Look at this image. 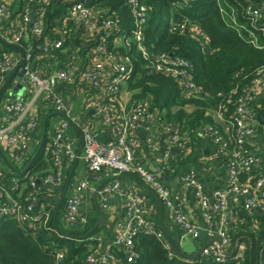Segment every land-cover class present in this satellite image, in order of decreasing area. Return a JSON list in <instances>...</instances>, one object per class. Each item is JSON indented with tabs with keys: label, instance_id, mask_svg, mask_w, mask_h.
I'll return each instance as SVG.
<instances>
[{
	"label": "built area",
	"instance_id": "obj_1",
	"mask_svg": "<svg viewBox=\"0 0 264 264\" xmlns=\"http://www.w3.org/2000/svg\"><path fill=\"white\" fill-rule=\"evenodd\" d=\"M50 1L29 0V3H37L38 11L34 13L33 7L26 3L19 20L12 21L11 0H0V39L16 48L0 54V85L8 77H13L7 98L0 109V146L12 160L22 163L27 152L32 153L35 145L40 142L36 135H40L42 124L41 102H48L58 115L54 118L56 121L53 136L47 146V153L55 166L53 173L40 180L32 179V192L24 198L25 202L11 195L5 202H1L0 219L14 217L26 229H34L38 223H47L51 216L50 210L44 206L38 207L41 188L53 191L64 184L66 168L78 157V144L73 132L76 130L83 142L80 157L87 175H95L104 169L116 175L137 174L157 193L169 217L182 234L181 237L187 235L192 240H197L204 236L208 242L203 245L202 255L211 256L222 263L232 258L237 260V264H242L245 245L237 244L236 253H232L230 228L242 221L240 208L249 211L264 208V176L254 181L240 179L241 174H250L253 166L261 160L260 156L246 150L245 143L258 134L260 119L254 107L256 101L264 97V70L245 86L243 94L234 103L231 114L226 116L221 107L212 112L221 123L227 139L223 140L212 127L204 132L207 137H214V148L217 152L222 157H228L226 184L207 188L200 172L195 168L181 175L184 189L192 192L194 204L200 212L201 221H196L186 208L184 194L173 191L164 180V172L168 169L167 162L174 149L184 147L179 125L168 123L159 130L164 136V148L158 169L151 170L136 158L142 144L139 130L145 131V141L152 143L153 130L158 129L160 117L158 111L153 113L147 103L131 102V98L125 101L122 96L123 85L132 74L133 66L128 55L115 54L106 44L107 37L116 32L113 31L115 23L105 16L103 8L93 4L94 0L89 5L88 0H66L71 2L66 8L67 18L81 29V38L88 43L96 38L97 44L91 48L92 53L83 68L77 63L68 69L54 68V51L64 45V40L47 39L38 47L37 42L30 43L31 35L35 40L43 36V19ZM179 1L181 4H188L192 0ZM243 3L246 5L243 14L239 15L234 6L230 7V11L222 7L223 17H227L228 24L240 36L253 45L264 48V44L260 42V36L264 37V3L254 0H243ZM127 4L134 19L132 37L148 60L150 70L176 79L185 97H196L198 87L192 78L187 60L169 53L150 58L144 48V28L149 18L148 6L143 0H127ZM171 30L190 31L202 36L205 42L208 41L200 27L187 21L172 22ZM113 39L115 43L124 42L125 45H130L120 35ZM44 58L49 60L46 62ZM21 70L24 71L22 88L14 93L16 98L12 101L10 97L20 82L18 73ZM89 90L94 93L90 94ZM127 90L129 91L128 88ZM80 94L82 101L78 104L81 111L75 112L74 102H70V99L73 95L77 98ZM66 101L69 107L66 106ZM99 120L110 129L105 140L98 133ZM228 139L235 144L231 151L227 149ZM3 173L0 167V177ZM12 189H18L17 182L12 183ZM95 190L88 176L69 190L67 198L65 197L64 213L67 224L75 225L86 221L83 206L88 193ZM5 193L7 195L9 192L5 190ZM98 194L101 197L117 195L125 198L124 211L121 216L108 223L109 237H88L93 241L85 258L88 264H128L136 261L139 253L135 248V238L139 233L155 235L173 255L174 251L162 229L152 219L155 207L142 191L129 189L119 180H113L104 184ZM232 254L234 255L231 256ZM56 257L61 262L65 255L58 252Z\"/></svg>",
	"mask_w": 264,
	"mask_h": 264
},
{
	"label": "trees",
	"instance_id": "obj_2",
	"mask_svg": "<svg viewBox=\"0 0 264 264\" xmlns=\"http://www.w3.org/2000/svg\"><path fill=\"white\" fill-rule=\"evenodd\" d=\"M143 1L148 6L149 14L144 28V48L150 58H154L161 53H169L187 60L190 63L192 78L198 87L196 97H185L180 83L176 79L150 70L148 60L145 59L141 49L132 37L134 19L127 0H94L93 4L103 8L105 16L115 23L116 27H113L114 30H112H116V32L111 37H107L106 40L109 49L115 54L128 55L131 60L133 72L126 82L127 88L132 93L131 102L147 103L153 113L158 111L160 120L157 125L159 130H162L163 126L168 123H175L180 127L184 147L174 149L172 157L167 162L168 169L164 172V180L170 181L172 177L179 173L185 174L191 168H195L200 174H210L212 162L217 159L227 164L228 168V157H222L217 152V149L214 148V137H207L204 132L208 127H212L218 131L223 140L227 139L221 123L212 115V112L221 107L226 116L231 114L235 107L234 103L243 94L245 86L264 70V48H259L245 37L240 36L238 31L228 24L227 17H223L221 12L222 7L230 11V7L234 6L241 15L246 5L243 0H192L188 4H181L179 0ZM254 1L264 3V0ZM26 3L33 7L34 13L38 11L39 6L36 2L29 3V0H14L10 5V20H19L20 12ZM70 5V1L51 0L46 6L43 19V36L39 40H35L32 35L30 36V43L37 42V47L47 39L64 40V45L54 51L56 55V59L53 60L54 68L68 69L75 63L83 68L92 53L91 48L97 44L95 43V41L97 42L96 38H92L89 43L84 41L80 36L81 29L67 18L66 8ZM183 21L200 27L208 41L205 42L202 36L190 31L171 30L172 22ZM116 35L128 40L130 45L127 46L124 42L115 43L113 37ZM260 42L264 44L263 36H260ZM15 49V46L4 43L0 39V54ZM43 60L47 62L49 59L44 58ZM6 82L7 79L0 85V91L6 85ZM10 88L11 83L6 86L0 95V109ZM89 93H94V91L89 90ZM72 98L70 102H74L75 112H80L79 97L76 98L73 95ZM227 100L230 102H227ZM254 109L260 119L257 133H263L264 97L256 101ZM84 115L87 116L88 114ZM40 117L42 120L39 129L40 135H36L40 142L35 145L32 153L27 152V157L24 158L22 163L15 162L2 150L4 156L8 159V162H5L0 154V163L5 164V166L2 165L3 176L0 177V202L7 200L5 190L14 198L24 201V198L32 192L30 186L32 179L40 180L47 174L53 173L55 169L53 160L50 154L47 153V146L50 141L48 130L53 119L58 115L48 102H41ZM44 123H47V132L43 137ZM98 125L99 136L102 140H105L109 136V134H104L103 131V127L106 125L101 120H99ZM251 140L248 139L245 143L248 152L251 149ZM41 141L43 144L40 152L26 173L21 175L20 172L32 160L40 143H42ZM228 143L227 149L231 151L234 149L235 144L230 139H228ZM140 147L142 148V144ZM205 148L211 150L209 154L215 158L212 159L213 161L205 160ZM140 153L141 150L139 149L136 158L143 163ZM73 164L74 162L65 170L64 184ZM105 171L108 170L104 169L100 173L88 174L87 176L93 182L96 177ZM77 174L75 170L70 188L78 183L76 180ZM123 174L136 176L135 173ZM261 176H264V172L261 173L259 168L253 166L251 173L248 175L241 174L240 179L242 181L247 179L254 181ZM200 177L203 179L202 176ZM14 181L18 184L16 190L12 189ZM64 184L53 191L41 188L38 207L44 206L45 209L51 212L46 224L38 223L34 229H26L14 217L7 216L0 219V262L2 264H88L85 258L93 241L89 238L64 237L59 233L54 222V209ZM140 187V191L154 205L152 195L142 185ZM89 195L90 192L86 199L89 204L83 206V212L86 216L85 223L67 224L64 219L67 196L58 209L56 223L67 233L84 236L95 225L98 219V211L93 198ZM154 207L155 213L152 215V219L160 228L158 212L155 205ZM239 212L242 221L233 224L230 228V250L235 254L237 244L244 243V257L241 263L264 264V208L249 211L242 207ZM106 227L107 225L98 227L92 236L109 237V231L107 234H102V231H106ZM181 235L179 231V237ZM135 248L139 256L136 261L128 264H237V260L232 258L222 263L211 256L205 255L193 260L182 258L174 252L171 255L170 249L165 247L161 240L155 235L145 233H139L136 236ZM58 252L65 255L61 262L56 257Z\"/></svg>",
	"mask_w": 264,
	"mask_h": 264
},
{
	"label": "crops",
	"instance_id": "obj_3",
	"mask_svg": "<svg viewBox=\"0 0 264 264\" xmlns=\"http://www.w3.org/2000/svg\"><path fill=\"white\" fill-rule=\"evenodd\" d=\"M13 1L14 0H11L12 3H13ZM12 78L13 77H11V76L8 77L7 82L10 81L9 83H12ZM122 96L124 97L125 101H128L129 98H131L130 91H128L127 89H124ZM258 106H260V105H258ZM55 118H57V117H55ZM55 121H56V119H54L52 121L53 123H52V125H50V128L48 130V136L50 139L53 136V127H54ZM44 125H46V132H47V123H44ZM109 130L110 129L108 127H106V126L103 127L104 134H106V135L109 134L110 133ZM73 132H74V136L76 137V143L78 144V151H79L80 147L82 146V138L79 135V133L77 134L76 130H73ZM43 133H44V128H43ZM140 137H141V140L143 139L142 140V148L140 149L141 150L140 157L143 160V164L146 165L151 170L158 169L159 165H160L162 153H163V148H164V146H163L164 136L159 131V129L156 128L153 130V136H152L153 141H152V143L149 144L145 141L146 134L144 136H142L140 134ZM250 147H251L250 152L252 154H256L257 156H260L261 160L259 162H257L254 166L259 168V171L261 173H263L264 172V132L257 134V136L250 141ZM2 150L4 152H6V151L3 147L0 148V154L3 156V161L8 162V159L6 158V156H4V154L2 153ZM210 151L211 150L209 148H205L204 154L206 155L205 160H207V161L208 160L213 161L212 159H215V158H213L212 155L209 154ZM5 154H7V152ZM7 155H9V154H7ZM80 162H81V165H80ZM2 165L5 166V164L0 163V167L3 169ZM75 170L78 173L76 176V180L78 182L80 180L86 178V176H87L86 167H85V164H84L83 160L81 159V157L79 158V161L75 167ZM69 172H70V170H69ZM117 175H120V174H117ZM122 175H123V177H121V178L113 179V177L116 176V174L112 173L111 171H105L100 176L96 177L93 182L91 181V183L96 189L97 187H99L103 183L106 184L107 182L120 179L121 181L120 180L119 181L124 186L128 187L129 189L141 190L140 185H142L146 189V187L144 185L145 181L141 177H139L137 174H136V176L131 175V174L130 175L122 174ZM181 175L182 174L179 173L176 176H174V178L172 177V180H170V181L167 180L166 185L168 187H170L173 191H179V192H182L184 194L187 210L192 213V217L194 220L201 221L200 212H199V209L194 204L192 192L184 189V187L182 185V181H181ZM201 176L203 177V180H204L207 188L222 187L226 184L227 178H228L227 164L222 162L220 159H217L214 162H212L210 174L201 173ZM64 186H65V184H64ZM64 186H63V188H64ZM70 189L71 188L69 185L67 193ZM93 193H94V191L90 192V195H89L92 198H93ZM60 195H61V193H60ZM66 196H67V194H66ZM6 197H10V194L7 193ZM97 201H98L99 205L101 206V208L106 213L107 218H108L107 222L105 223V225H107L106 231H102V234H107V232L109 231L108 223L112 219H114L115 217L121 216L123 214L125 198L117 196V195L101 197L98 194ZM94 203H95V201H94ZM87 204H89L88 200L85 202L84 205L86 206ZM104 205H105V208H104ZM154 205L156 206V210L158 212V206H157L155 199H154ZM158 216H159V212H158ZM56 217H57V214H56ZM163 217H164V224H165L168 232L170 233V235L175 240L178 241L181 238V237H179V230L176 227V225L174 224V222L172 221V219L169 217L167 211L165 213L163 211ZM54 219H55V209H54ZM159 224H160V221H159ZM160 228H161V226H160ZM192 241H193L194 245H196L198 248H201L204 244H206L208 242V240L204 236L201 237V239L192 240Z\"/></svg>",
	"mask_w": 264,
	"mask_h": 264
},
{
	"label": "water",
	"instance_id": "obj_4",
	"mask_svg": "<svg viewBox=\"0 0 264 264\" xmlns=\"http://www.w3.org/2000/svg\"><path fill=\"white\" fill-rule=\"evenodd\" d=\"M92 0H88L87 1V4H91ZM21 65H23V62L21 63ZM23 70H21L18 74V80L20 81L16 87L14 88L13 90V93L11 95V100H15L16 98V95L14 94L16 91H19L21 88H22V83L23 82ZM10 81H8L6 83L5 86L2 87L1 91H0V95L1 93L5 90L6 86L9 84ZM66 106L69 107V103L68 101H66ZM139 133L144 136L146 133L145 131H143L142 129H140ZM46 134V125H44V133H43V136H45ZM42 144L43 142L41 143V145L39 146L38 150L35 152L32 160L28 163V165L26 166V168L20 172L21 175L25 174L27 169L29 168V166L31 165V163L34 161V159L36 158V156L38 155V153L40 152L41 148H42ZM82 147H83V142H82V146L80 147L79 151H78V157L76 158L75 162H74V165L71 167L70 169V172L67 176V179H66V183H65V186L61 192V195L59 197V200L57 202V205H56V208H55V219H54V222H55V225L57 227V230L59 231V233L64 236V237H73V238H76V239H85V238H88L89 236H91L93 234V232L100 226H103L105 225V223L107 222V215L106 213L104 212V210L101 208V206L99 205L98 201H97V196H98V193H99V190L100 188L103 186V184H101L99 187L96 188V190L94 191L93 193V199L95 201V205L97 207V211H98V219L95 223V225L92 227V229L89 231V233H87L86 235L84 236H76V235H72V234H69L67 233L66 231H64L57 223H56V214L58 212V209L60 208V206L63 204L64 202V199L66 197V194H67V190L69 188V185H70V182H71V179H72V176H73V172L75 170V167L79 161V158H80V154H81V151H82ZM32 152V151H30ZM7 160V159H6ZM123 177L122 174L120 175H116L113 177V179L115 178H121ZM144 183V182H143ZM146 189L149 191V193L154 197L156 203H157V206H158V212H159V221H160V226H161V229L166 237V239L168 240V242L170 243V247L171 249L180 257L182 258H185V259H190V260H193V259H197L198 257H200L202 255V250H203V247L202 246L201 248H198L196 245H194L193 241L191 240V238L187 235H184L182 236L178 241L175 240L171 235L170 233L168 232L165 224H164V217H163V211H164V206H163V203L161 201V199L159 198V196L157 195V193L149 186L147 185L146 183H144ZM215 240V239H214ZM213 240V241H214ZM213 241H210V242H213Z\"/></svg>",
	"mask_w": 264,
	"mask_h": 264
},
{
	"label": "rangeland",
	"instance_id": "obj_5",
	"mask_svg": "<svg viewBox=\"0 0 264 264\" xmlns=\"http://www.w3.org/2000/svg\"><path fill=\"white\" fill-rule=\"evenodd\" d=\"M124 89H127V85L126 84H124L123 85V90ZM82 101V96H81V94L79 95V98H78V102H81ZM80 165H81V162H80ZM104 237V236H103Z\"/></svg>",
	"mask_w": 264,
	"mask_h": 264
}]
</instances>
